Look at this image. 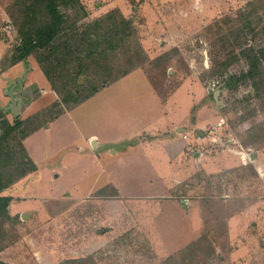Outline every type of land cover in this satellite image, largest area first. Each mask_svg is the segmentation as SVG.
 Segmentation results:
<instances>
[{"label":"rangeland","instance_id":"rangeland-1","mask_svg":"<svg viewBox=\"0 0 264 264\" xmlns=\"http://www.w3.org/2000/svg\"><path fill=\"white\" fill-rule=\"evenodd\" d=\"M32 3L0 0V163L7 165L0 167V175L4 181L8 175L16 178L0 187V196L12 201L10 188L29 166L21 147L26 134L138 67L150 72L162 94L182 85L195 94L204 91L205 98L196 108L208 105L216 117L215 125L198 131L216 137L204 143L208 147L215 145L218 152L228 144L244 148L249 160L254 152L264 153V0H75L74 9H65L66 22L51 45L14 64L25 20L22 8ZM94 40L98 46H89ZM10 67L20 69L4 78ZM30 71L39 81H48V92L24 90L30 85ZM9 74L19 78L6 87ZM135 83L143 92H152L141 72ZM125 88L102 94L126 92ZM9 94L22 99L17 116ZM43 95L44 107L30 114L34 108L25 100ZM106 98L77 104L74 119L80 123L89 115L91 129L98 131H110L112 118L120 121L113 127L129 128L127 118L112 117V103ZM5 119L17 128L4 132ZM253 171H248L245 183L234 174L197 178L214 184L217 195L204 206V235L168 257L154 248L144 228L102 226L109 204L89 197L75 208L62 204L59 212L46 214L26 213L10 203L9 216L0 217V260L5 264H264V180L256 181ZM245 209L247 227L229 226L226 219Z\"/></svg>","mask_w":264,"mask_h":264},{"label":"crops","instance_id":"crops-1","mask_svg":"<svg viewBox=\"0 0 264 264\" xmlns=\"http://www.w3.org/2000/svg\"><path fill=\"white\" fill-rule=\"evenodd\" d=\"M17 69L20 68L7 70L4 78ZM140 72L151 85L150 95L135 83ZM35 75L34 71L27 74L30 85L24 90L48 92V81L41 82ZM18 78L17 74H9L6 87ZM124 86L129 91L102 94L106 89ZM157 87L150 72L138 67L87 99L108 97L105 101L112 103V117L127 118L130 127L126 130L113 127L120 121L112 117L111 122H115L110 131L91 129L89 115L79 123L73 117L78 104L26 135L22 145L37 170L8 190L13 198L11 207L55 213L63 209L62 204L75 208L87 198L96 197L109 204L102 226L115 230L124 226L144 228L154 248L167 257L199 240L205 229L204 206L217 195L214 184L208 180L200 183L197 178L234 174L238 182L245 183L248 171L253 169L254 179L262 181L264 153L254 152L249 160L244 148L228 144L218 152L215 145L208 147L204 143L216 137L197 135L208 124H216L214 111L208 105L196 108L205 98L204 91L195 94L182 85L162 94ZM44 95L24 99L29 101V108H34L30 114L44 107ZM248 214L245 209L226 220L229 226L236 223L245 229Z\"/></svg>","mask_w":264,"mask_h":264},{"label":"trees","instance_id":"trees-1","mask_svg":"<svg viewBox=\"0 0 264 264\" xmlns=\"http://www.w3.org/2000/svg\"><path fill=\"white\" fill-rule=\"evenodd\" d=\"M75 0H33L31 5H24L23 13H25V20L21 23L20 34L22 37L20 45L17 47L16 51V60L14 64L26 60L36 49L39 48H47L51 45V42L57 37V35L62 31V25L66 22V10L74 9L73 3ZM64 9H63V8ZM60 9H63L62 11ZM17 19V18H16ZM89 46H98V41H92ZM85 66V64H84ZM83 66V67H84ZM131 71V70H130ZM128 71L126 74H128ZM49 75V73L47 72ZM123 74L117 78H115L112 82L116 81L120 77L126 75ZM99 91V87L96 88L92 93L85 96L81 100H77V104L87 100L91 96H93L96 92ZM76 104V105H77ZM4 132L9 133L15 130L17 127L15 125H11L8 120H4L1 123ZM30 133V132H29ZM28 133V134H29ZM26 134V135H28ZM25 135V136H26ZM21 147L25 154V160L29 166L25 169H28L27 173L24 171L20 174V176L24 177L29 172L36 171L37 166L33 163V161L28 156L27 152L24 149V146L21 142ZM1 150V148H0ZM7 165L4 164L0 167L5 168ZM19 176V177H20ZM11 175L7 176V180L4 181L0 175V187L5 188L15 181ZM11 203V198L0 196V217L7 218L9 216V205ZM189 247V246H188ZM0 264H5L0 260Z\"/></svg>","mask_w":264,"mask_h":264},{"label":"water","instance_id":"water-1","mask_svg":"<svg viewBox=\"0 0 264 264\" xmlns=\"http://www.w3.org/2000/svg\"><path fill=\"white\" fill-rule=\"evenodd\" d=\"M16 99L18 100V102L16 101ZM21 102H22V99L21 98H15L13 96L12 106L10 108H11V110H13L15 116H17L18 113H19L18 112V108H20ZM199 133H201V135H203L202 132H199Z\"/></svg>","mask_w":264,"mask_h":264}]
</instances>
